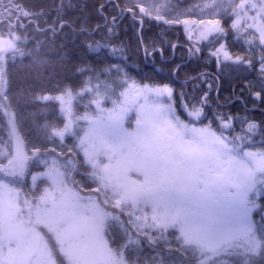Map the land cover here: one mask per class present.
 Returning a JSON list of instances; mask_svg holds the SVG:
<instances>
[{"label":"trees","instance_id":"16d2710c","mask_svg":"<svg viewBox=\"0 0 264 264\" xmlns=\"http://www.w3.org/2000/svg\"><path fill=\"white\" fill-rule=\"evenodd\" d=\"M245 20L230 9L217 31L192 42L181 25L144 15L130 0H0V183L14 191L18 217L40 241L51 239L54 264L73 263L34 213L56 199L57 187L93 205L109 251L102 264H264V171L258 198L246 203L256 243L210 250L190 240L179 219L156 217L160 235L141 229L151 214L143 204L126 213L95 189L99 164L80 147L98 108L135 86L152 89L150 97L163 91L161 101L186 129L264 160V17L263 27ZM16 138L27 160L12 175L4 169Z\"/></svg>","mask_w":264,"mask_h":264},{"label":"rangeland","instance_id":"374dc122","mask_svg":"<svg viewBox=\"0 0 264 264\" xmlns=\"http://www.w3.org/2000/svg\"><path fill=\"white\" fill-rule=\"evenodd\" d=\"M130 1L144 15L181 25L192 42L217 31L219 18L230 9L236 20L257 21L263 27L264 0H195L186 7L172 0ZM151 90L130 88L125 97L99 107V116L82 130L80 147L91 162L99 164L91 172L95 189L126 213L143 204L151 216L138 225L149 233H162L156 217L171 218L182 221L190 240L210 250L256 243L250 237L253 229L246 203L258 198L256 179L264 171L262 157L237 156L213 140L210 132L193 126L186 129L161 101L164 92L150 97ZM26 160L16 138L14 157L4 172L23 171ZM52 194L56 199L34 213L35 225L54 238L73 264L106 261L109 251L93 223L97 220L93 205L83 204L71 190L57 187ZM15 198L12 188L0 183V264H54L51 239L46 238L49 245L40 241L34 227L18 217Z\"/></svg>","mask_w":264,"mask_h":264}]
</instances>
